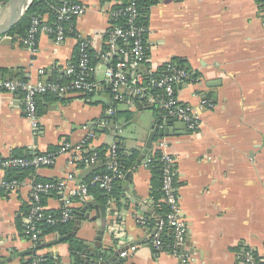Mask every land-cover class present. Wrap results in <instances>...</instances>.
I'll use <instances>...</instances> for the list:
<instances>
[{"label": "crops", "instance_id": "1", "mask_svg": "<svg viewBox=\"0 0 264 264\" xmlns=\"http://www.w3.org/2000/svg\"><path fill=\"white\" fill-rule=\"evenodd\" d=\"M61 1L87 8L66 24L71 30L66 40L56 45L49 34H41L32 52L17 35L1 36L0 75L68 87L72 77L66 71L75 65L79 37L90 43L99 89L89 95L68 89L38 96L36 128L25 116L19 95L0 93V159L31 158L55 151L65 142L77 146L87 127L96 133L90 150H106L107 156L119 143L125 154H135V160L124 171L117 197H106L97 190L102 188L91 186L97 189L90 205L75 201L81 219L72 220L70 232L41 236L35 247L25 235L23 222L32 206L30 186L73 174L75 181L68 184L72 193L89 184L95 172L84 163L72 162L70 154L59 156L54 166L33 168L24 175L0 167V264H29L36 258L78 264L84 263L82 255L90 264H179L178 258L151 245L153 225L137 222L144 216L151 224L154 217V173L148 159L159 151L161 139L170 143L176 160L180 217L187 226L191 264H240L239 256L246 249L264 258V11L259 1L143 3L148 28V60L143 68L158 72L169 62L183 65L192 80L178 88V97L197 105L199 94L215 106L202 111L201 126L194 132L183 122L165 120L160 109H147L142 103L140 108L138 100L113 103V86L105 78L107 63L100 57L111 29L108 11L122 0ZM6 3L0 0V25L9 18ZM42 18L47 25L52 21L49 14ZM111 109L113 117L108 116ZM107 118L110 127L103 125ZM20 175L28 185L18 192L1 186ZM44 200L48 212L61 213L58 196L50 194Z\"/></svg>", "mask_w": 264, "mask_h": 264}, {"label": "built area", "instance_id": "2", "mask_svg": "<svg viewBox=\"0 0 264 264\" xmlns=\"http://www.w3.org/2000/svg\"><path fill=\"white\" fill-rule=\"evenodd\" d=\"M141 1L122 0L115 9L108 11L111 29L107 35L106 49L100 59L107 63L105 78L113 86V103L131 104L138 100L143 105L160 109L165 120L172 119L183 122L190 131H197L201 126L202 111L214 109L215 106L209 99L199 94L196 95L199 99L197 105L185 103L178 97V88L189 84L192 80L191 71L183 65L169 62L158 72L146 71L143 68L148 60V28L141 21L143 18ZM259 6L264 11V0L259 3ZM86 9L85 6L77 3L64 2L61 6L54 8L56 21L53 26L44 23L42 16L33 17L29 31L24 38H21L22 44L35 52L37 39L41 34H49L56 45L62 44L66 40L67 33L71 31L67 29L66 24L71 19L84 15ZM77 39V62L66 71L72 77L68 87L63 88L58 83L47 84L45 82L33 83L24 80L0 79V93L20 96L25 116L34 128L37 127L39 121L38 96L48 92L63 94L68 89L81 95H89L99 89V84L94 79L96 67L95 64H92L94 57L90 50V43L79 37ZM123 90L127 93H123ZM114 115V109L109 110L108 116L113 117ZM103 125L110 127L111 120L105 119ZM85 129L87 134L77 146H71L65 142L55 151L38 154L31 158L0 159V167L35 169L42 166L51 167L63 154H70L74 163H84L87 167L95 166L103 161L98 152L90 150L96 133L87 127ZM158 148L164 163L162 188L165 195L164 201L169 206L170 212L166 218L153 217L156 223L151 229L150 243L155 249L166 251L178 258L179 264H191V256L186 249L187 226L180 217L179 187L175 186L176 160L170 154V143L167 140H159ZM148 162L150 163V159ZM103 165L106 167L107 173L93 175L89 184L83 185L78 191L72 193H68V184L75 181L73 174L57 182H34L30 186L32 206L25 214L23 222L25 235L34 247L41 240L40 224L46 223L54 226L67 224L73 220L75 200L78 199L80 203L88 202L91 197L90 186H100L107 193H111L115 183L124 179L125 172L120 166L116 145L109 149ZM27 185V181L23 179L5 180L1 183L5 190L13 193ZM50 194H55L62 201L63 207L59 215L49 213L42 204L43 197ZM137 222L142 226L149 227L151 225L149 218L144 216L138 217ZM168 232L173 237L170 244H167L165 240V235ZM42 262L41 259L36 258L33 264H42ZM239 263L264 264V258L259 257L252 249H246L239 256Z\"/></svg>", "mask_w": 264, "mask_h": 264}, {"label": "trees", "instance_id": "3", "mask_svg": "<svg viewBox=\"0 0 264 264\" xmlns=\"http://www.w3.org/2000/svg\"><path fill=\"white\" fill-rule=\"evenodd\" d=\"M1 1L8 2L10 0H1ZM146 1L147 0H145L144 2H146ZM258 1L260 3L263 0H258ZM144 2L142 0L141 4H143ZM62 4L63 3L61 0H33L32 4L28 8L24 17L20 20V22L11 31L8 32V34L11 36L17 35L19 38H24L26 36L27 32L29 31L31 19L35 16H42L45 14H49L52 16V21L49 25L53 26L55 21H56V17L54 14V8L59 7ZM141 9H142L141 11L143 14V18L141 21L143 22V25H147V20L144 19V4H143V6L141 5ZM76 62H77V56H76ZM76 62H75V64H76ZM92 64H94V61H92ZM116 146H117V153H118V157H119L120 166L124 171H126V168L133 165L134 160H135V154L128 156L127 154H125V150L123 149L121 144L116 143ZM96 152H98L101 160L105 161L107 159V156L105 154L106 150L97 149ZM161 157H162L161 152L157 151L154 155H152L149 158L150 159L149 167L152 169V171L154 173L153 182H152V194H151V198H152L151 200L153 202V206L151 207V209H152L151 215H152V217L158 216V217L166 218L167 214L170 212V208L164 201L165 195H164V192L162 190V188H163V165H164V163L162 162ZM31 169H33V168H11V170H13V171L23 172V175H24V171H28ZM107 172L108 171L106 170V167L103 166V167L99 168L97 171H95V173L93 175L104 174ZM22 177L23 176L20 175L15 179L22 180ZM121 181L122 180H118L115 183L114 188H113L111 193H107L103 188L102 189L90 188L91 186L89 187V193L91 195L92 192L95 189H97V190L101 191L102 193L104 192L103 194H105L106 197H117L118 196V188L117 187ZM175 186H177V187L180 186V184L177 181V175H175ZM98 187H100V186H98ZM53 195H55V194H53ZM47 196H45V197H47ZM45 197H43V200ZM43 200H42V204L44 205L45 200L44 201ZM75 201H78V199H76ZM49 213L54 214V215L59 214V213H55V212H49ZM71 223H72V220L67 224H57L54 226L48 225L46 223H42V224H40V229L42 231L41 236L48 235L51 233H58L61 236L66 235L71 230V227H70ZM155 223H156L155 218H152L151 225H154ZM172 239H173L172 235L170 234V232H168L165 235V240H166L167 244H170L172 242ZM33 263H34L33 260H31L29 262V264H33ZM77 263H79V262H77ZM42 264H54V263H52L50 260H43Z\"/></svg>", "mask_w": 264, "mask_h": 264}, {"label": "water", "instance_id": "4", "mask_svg": "<svg viewBox=\"0 0 264 264\" xmlns=\"http://www.w3.org/2000/svg\"><path fill=\"white\" fill-rule=\"evenodd\" d=\"M32 2H33V0H10L5 4L4 11L8 12L9 18H8L7 22H5L3 25H0V37L7 34L9 31H11L20 22V20L24 17L28 8L32 4ZM0 79H4V76L0 75ZM138 105L140 106V108H143V106L141 105L140 102ZM144 106L147 109H155L154 106H149V105H144ZM172 122L173 121L170 120V123H172ZM154 133L152 134V137L150 138V142H149L148 146H150V144L152 143V140H153L154 135H155ZM166 134L168 135L169 132H166ZM145 151L146 150H144V152ZM139 159L141 160L142 157H140ZM100 166H101L100 163L95 165V166H91L89 171L94 173L95 171H97L99 169ZM91 203L92 202H88V205H90ZM86 208L87 207H85L84 209H86ZM80 219H81V213L75 211V216H74L73 220H75V222H77ZM81 258L85 264H90V260L88 257H86L85 255H82ZM108 263H111V262H102L100 264H108Z\"/></svg>", "mask_w": 264, "mask_h": 264}]
</instances>
